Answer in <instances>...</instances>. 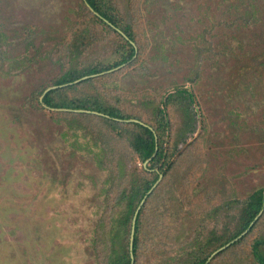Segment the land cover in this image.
<instances>
[{"label":"rangeland","instance_id":"1","mask_svg":"<svg viewBox=\"0 0 264 264\" xmlns=\"http://www.w3.org/2000/svg\"><path fill=\"white\" fill-rule=\"evenodd\" d=\"M236 1L101 2L121 28L131 26L139 58L82 82L96 79L90 90L137 119L128 124L157 127L162 109L172 155L143 204L150 242L139 264H186L192 249L214 254L218 240L240 230L250 197L264 190V0L256 1L254 24L242 22ZM86 8L84 0H0V264H102L94 242L105 197L114 200L130 177L152 180L158 172L127 141L111 140L98 119L104 115L72 118L40 104L69 69L70 53L79 51L80 70L127 55L121 31ZM177 89L194 96L193 130L183 126V104L166 103ZM104 152L126 166V184L110 189V173L98 166ZM255 240L264 241V212L208 264H253Z\"/></svg>","mask_w":264,"mask_h":264},{"label":"trees","instance_id":"2","mask_svg":"<svg viewBox=\"0 0 264 264\" xmlns=\"http://www.w3.org/2000/svg\"><path fill=\"white\" fill-rule=\"evenodd\" d=\"M103 1L104 0H84V4L89 8L90 13L93 15L92 18L95 21L101 23L103 26H106L109 30L111 27L114 28L115 31L117 29L121 31L120 34H123L121 36L123 41L121 45L124 47V50H127V55L122 56L118 62L107 68L99 69L87 67L80 70L74 65V63L78 60L79 51L70 53L71 57L69 60L71 65L69 69L64 71L60 78L54 83L53 87L56 88V90H51L46 94H40L42 97L40 104L49 110L67 111L66 114L62 115H67L72 118L89 117L86 115V113H97L104 115V117L98 119L101 120V122L104 123L108 128V132L112 136L111 140L113 142L127 141L131 151L136 155L141 163H149L150 168L148 169L158 171L154 173L152 180H146L145 178H142L140 174H137L138 177L136 178L130 177L127 187L122 190H118L116 192L117 196L112 201L107 195V197H105L104 212L101 214L97 224L95 233L96 239L94 243L96 244L95 248L98 247L100 249H98V257L100 258L102 264H131L132 258L129 251V239L134 215L145 195L158 182L160 176L163 175V169L165 165L168 164L166 163L168 157L164 149V140L162 138V132L166 128V123L163 116V110L159 108L156 110L157 117L159 118L157 121V127L143 126L139 123L128 124L127 121L137 119L123 115L119 109L114 107V105L105 102V99L102 98V95L90 90V87L93 86L92 83L97 81L96 79H90L85 82L81 81L82 83L78 82L79 84L75 83L84 78L100 76L103 73H107L125 65H128L129 68L131 65H134L139 58V47L136 41V35L132 31L131 26L127 25L121 28V26L118 25L116 18L113 17L110 11L103 9L101 4ZM256 1L257 0L236 1L233 10L237 12L239 7L240 9L242 8V11L240 12V19L244 24H254L259 21V17L257 16L258 7ZM124 9V11L127 12L126 7H124ZM106 23H108L109 26ZM68 94H70L72 98H69ZM194 101V96L186 89H177L173 93L169 94L166 98L167 104H183L184 109L186 110L185 113H187L183 121V126L184 128H189L190 130H193V121L190 118L192 110L190 107L194 104ZM74 111H81L84 114L76 115L73 114ZM59 121L62 120L60 119ZM68 122L69 126L71 127H73L75 124V122H72V119ZM114 133L117 136H114ZM156 148L157 153L155 152ZM104 156L106 157L98 160V166L105 171L108 170V173H110V189L113 187L115 188L116 183L126 184L124 179V174L127 173L126 166L123 165L120 159L115 161V156L111 154L104 152ZM171 157H169V159ZM114 162H116L115 166ZM107 167L109 169H107ZM148 169L144 168L142 170L144 175H148L147 173L150 172ZM134 172L136 173V171ZM110 191L111 190L107 192L109 193ZM153 196L154 195L152 194L149 195L146 200L151 199ZM263 197L264 190L257 191L250 197L249 203L247 204V207L242 213L240 219V230L234 236L229 237L222 243L220 240H218L220 243V248H223L227 244H230L232 241L236 240L250 227L251 223L262 209ZM143 209L144 207L142 205L136 217L134 226L132 254L134 264H139V261H137L139 259V254L144 258L147 256V250L149 248L150 242L147 231L141 227L140 223ZM198 238L199 237L192 238V244L194 242H198ZM236 244L233 243L231 247H235ZM263 244L264 241L261 240H255L253 242L250 254L253 264H264V254L262 252ZM197 245H199V243ZM159 247L160 246L157 245L155 249L151 251L156 253ZM186 255V264H206L208 259L211 257L210 254L202 255L201 250L196 251L193 249L187 252Z\"/></svg>","mask_w":264,"mask_h":264},{"label":"water","instance_id":"3","mask_svg":"<svg viewBox=\"0 0 264 264\" xmlns=\"http://www.w3.org/2000/svg\"><path fill=\"white\" fill-rule=\"evenodd\" d=\"M119 33H120V32H119ZM122 35H123V34H122ZM82 80H85V78H84V79H81V80H79V81H77V82H75V83H78V82H80V81H82ZM53 89H55V88H50V89H48L47 91L44 92V94L50 92V91L53 90ZM95 114H96V113H95ZM132 122H134V123H139V122H137V121H132ZM139 124H140V123H139ZM143 126H144V125H143ZM155 152L157 153V148H156V151H155ZM160 179H161V176H160L159 180H160ZM156 185H157V183H156V184L150 189V191L145 195L144 199L142 200L141 204L139 205V207H138V209H137V211H136V213H135V215H134V218H133V222H132V231H131V237H130V246H129V251H130V254H131V258H132V262H131V264H134V260H133V256H132V254H133V241H134V226H135V222H136V217H137V215H138V213H139V211H140L142 205L144 204L145 200H146V199L148 198V196L153 192V190H154V188H155ZM263 211H264V197H263V206H262V209H261L260 213L257 215V217L254 219V221L251 223L250 227H249V228H248V229H247V230H246L241 236H239L236 240L232 241L230 244H227L225 247L221 248L220 250L216 251L213 255H211V257L208 259V261L206 262V264H208V262H209V261H210L215 255H217L219 252L225 250V249L228 248L231 244L237 242V241H238L239 239H241L244 235H246V234L250 231V229L253 227V225L256 223V221L259 219V217L262 215Z\"/></svg>","mask_w":264,"mask_h":264}]
</instances>
